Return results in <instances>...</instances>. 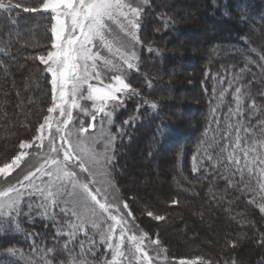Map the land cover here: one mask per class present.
I'll return each instance as SVG.
<instances>
[{"label": "trees", "instance_id": "16d2710c", "mask_svg": "<svg viewBox=\"0 0 264 264\" xmlns=\"http://www.w3.org/2000/svg\"><path fill=\"white\" fill-rule=\"evenodd\" d=\"M12 2L21 3V8L0 10V164L17 153L21 141L36 135L51 106L49 78L38 59L51 46V15L23 11L25 7L40 8L43 0ZM183 7L191 10V19L204 32L200 48L190 54L196 63L184 65L190 57L185 46L190 28L188 20L177 12ZM141 24V63L134 75L141 100L124 112L113 174L122 198L130 205L132 225L145 237L146 246L136 253V261L126 255V249L120 250L123 255L116 257V264H179L186 260L194 264H264V174L256 171L248 175L242 151L264 137L259 132L246 137V144H240L235 153L229 147L236 141V128L264 122V0H149ZM183 66H197V74L184 79L185 85L181 82ZM238 111L243 115L238 116ZM130 147L149 161L147 168L142 167L153 165L157 175L161 165H169L165 179L173 193L162 205L146 202L136 207V193L124 196V157ZM221 149H226L223 155ZM257 151L264 157V147ZM230 153L241 158L243 171L235 175V164L217 167ZM157 155L162 156L159 161L168 158L169 162L160 165ZM210 156L213 159L209 160ZM37 198L23 202L26 214L18 219V230L13 226L11 231H0V264L34 262L43 252L29 256L33 248L54 246L63 253L56 257V264L70 261L64 251L70 238L56 234L59 222L63 219L68 224V219L57 209H48V214L43 207L37 211L41 204ZM191 202L200 206L195 219L201 220L205 208L227 224L230 230L221 247L217 241L187 247L191 238L179 242L172 238V244L166 240L171 229L170 210H182L180 219L186 220L184 209ZM29 204L33 206L31 216L27 215ZM156 216L164 219L158 221ZM84 231L88 239L96 241L93 251L97 255L89 257V264H110L115 249H108L99 231L91 227ZM84 231L77 233L76 252L86 241ZM248 244L252 251L245 249ZM10 248L19 252L12 255L7 251Z\"/></svg>", "mask_w": 264, "mask_h": 264}, {"label": "rangeland", "instance_id": "374dc122", "mask_svg": "<svg viewBox=\"0 0 264 264\" xmlns=\"http://www.w3.org/2000/svg\"><path fill=\"white\" fill-rule=\"evenodd\" d=\"M135 4L142 5L145 10V7L149 4V0H147V3H144V0H135ZM177 12L182 19L188 20L190 30L187 32L185 46L187 49L186 54L190 55L200 48V43H203L201 39L204 32L202 28H200L199 23L191 19V10H189V8H178ZM143 14L140 17V27L142 25ZM61 19L64 21L65 18L62 17ZM112 29L113 31L108 35V43L112 47L111 52H109L108 48L104 47L102 43L93 41L90 47L93 52H99L102 59L95 61V67H93V61L91 60L86 62L81 60L78 62V74L83 77L85 75V65H87L88 78L86 82L80 84L75 94L72 93V81H70L65 87V96L61 99L58 86L51 83V73L46 70L48 66L55 67V65L49 63V65L46 66L39 60L49 78L51 88V106L49 108H51L52 111L49 112L48 109L46 116L41 122V124L44 125L43 129H40V124L36 135L30 141H26L30 146L23 149L25 155L22 160L18 161L15 166L12 163L13 158L22 151L19 147V150L13 157L9 158L3 164H0V169H3L5 164L9 165L7 170L0 172V190L7 188L8 184L15 185L18 179H22L29 171H35L36 168L44 164L46 159L55 157L56 154L51 151L52 147L59 146L64 142L61 140V136H65V140L69 139L65 133L71 131L73 133L70 137L72 144L83 156L86 166L91 170V176L95 181L93 187L101 189L98 199H100L102 203L110 205V212L103 213L102 215L100 214V210L97 209L96 217H92L90 211L84 213V210L81 209V212L88 216L90 220L86 227H91L95 231H99V236L102 240L110 236L111 242L114 245L113 249H115V244L119 243L120 250L123 251L126 249V255L132 257V259L136 261L139 256H136L137 258L135 259V255L140 252L137 251V248L141 249V247L145 245V243H143L145 237L141 236L132 225L133 218L129 215V213H131L130 205L122 198L117 188L113 168L115 163L114 149L117 142V133L120 132L122 120L125 118L124 112H129L127 107H133V104H135L134 102L141 100V98L138 97V95H141V92H138L135 87L136 79L134 77L141 63L140 28L131 34L127 31H121V28L116 24L112 25ZM67 31L68 27L66 22L64 31L61 34V41H55V37L52 34L50 49L42 56L47 59L48 52L56 50L53 47L54 41L56 43H61L65 39ZM134 36L137 39H133ZM121 53H124L130 58L129 62L133 63V68L129 69L127 67V64L121 58ZM133 54L134 59H131ZM105 60L110 61V63L105 64ZM189 62L196 63V57L190 55V57L183 62V65ZM188 67L184 68L183 66L182 69H180L182 70V75L185 76L182 80L180 79L184 85L186 83L185 80L188 81L187 78H191L193 74H197V66L192 68ZM175 68H178L177 65ZM97 73H99V77H97ZM117 75L121 76L125 83H128L132 89H135L136 94L117 93L116 95L123 97V103L113 111L111 108L112 102L110 100L102 101L98 97L108 91L109 88L117 86V81L115 80ZM89 85H92L93 88H98L100 90L99 93H90ZM193 93L194 92H192V94ZM90 95L92 98H89ZM100 109H103V111H100ZM69 112L71 113L70 117L67 115ZM93 115L96 117L94 121L92 120ZM66 120L68 121L67 124H65ZM90 122L94 124L92 129L83 133L77 131L81 125L87 128ZM36 137L42 139H34ZM159 156L161 155L156 156L157 160ZM59 158H63L62 152L59 154ZM124 159L127 169L125 175L122 177V184L127 191L124 196L127 197L130 193H136L137 200L134 202L136 207L142 206L140 203L146 202L159 206L162 205L166 200L165 197L169 198L173 193L172 189L168 187V180L165 179L168 175L166 170H168L169 165L166 163L169 162V159L166 158L160 162L159 160L157 161L160 165L166 164L161 165L162 170L159 168V175L154 173L155 168L152 167L153 165L149 166V169H146L149 161L143 160L142 154L140 152H135L131 147ZM140 163L143 164L141 165ZM76 170L78 171V169ZM148 170L152 172L148 173ZM87 175L86 173L85 176ZM9 176L11 177L10 180H8ZM142 180H144L143 183L141 182ZM5 181H7V183H5ZM34 183L39 185L40 180L37 179ZM139 183L141 184L140 188L137 187ZM147 186L148 189H145ZM143 190L144 193L142 192ZM37 197H39L38 194ZM37 199L40 201V198ZM26 200L29 199H25L24 201ZM124 204H127L128 207L124 208ZM64 207L65 205L63 203H61L59 207H53L49 204L48 209H57L61 212V209ZM185 207L184 210L186 211L183 215L186 220L180 219L182 210H170L169 222L171 223V229L167 234L169 238L166 240L172 244L175 241L179 242L191 238L189 240L190 242L186 245L187 247H195L197 245L200 247L202 244L206 245L209 242L212 243V241H217L221 247L222 240L230 230L227 224L221 220L219 221L217 218L215 219V215L208 213V209L205 208L202 210L203 214L201 220L200 218L197 220L194 214L195 210L196 212L200 211L198 209L200 206L191 202ZM185 214H188L192 218H186L185 216L187 215ZM112 216L116 217V219L112 220ZM92 220L95 221L97 227H92ZM121 228H123V237L121 236ZM172 238H175V241H173L174 239ZM245 249L250 250V245L248 244V246H245ZM132 263L134 264L135 262ZM179 264H181V262H179Z\"/></svg>", "mask_w": 264, "mask_h": 264}, {"label": "snow or ice", "instance_id": "6c2138e0", "mask_svg": "<svg viewBox=\"0 0 264 264\" xmlns=\"http://www.w3.org/2000/svg\"><path fill=\"white\" fill-rule=\"evenodd\" d=\"M22 2V0H21ZM147 3V0H144ZM135 0H43L40 8H23L24 12L36 13L44 12L51 15L52 25L51 32L55 37V41H61V34L64 31L65 23L67 22L68 31L65 34V39L61 43L54 41L53 47L55 51H49L47 59L44 56L38 57V59L46 66L51 63L55 67L48 66L47 72L51 73V83L58 86L60 98L65 96V87L72 81V93L75 94L81 83L86 82L87 65H85V75L81 77L78 74V62L93 61V67H95V61L102 59L99 52H93L90 45L93 41L102 43L104 47H107L109 52L112 51L111 45L108 43V35L113 31L112 25L116 24L121 28V31H127L129 34L140 28V17L143 14V7L140 4H135ZM21 8V3L13 4L12 0H8V3L0 0V10L13 11ZM65 18L62 21L61 18ZM133 39H137L135 36ZM119 51V50H117ZM121 58L127 64L129 69L133 68V63L129 62V57L124 53H121ZM131 59H134V54ZM105 64L110 61L105 60ZM99 77V73L96 74ZM117 86L111 87L108 91L104 92L98 98L102 101H111V108L114 111L120 107L123 103V97L116 95L121 94H136L135 89H132L128 83L117 75L115 77ZM89 92L92 94L99 93L98 88H93L89 85ZM239 92L240 90L237 89ZM89 98H92L91 95ZM52 109L49 108V112ZM103 111V109H100ZM70 117L71 113H67ZM238 116L243 113L237 112ZM47 119V118H46ZM96 119L95 115L92 116V120ZM68 121H65L67 124ZM125 124L130 121H124ZM44 125H40V129H43ZM94 127L93 123H88L87 128L83 125L77 130L79 133L87 132ZM236 141L234 144L229 145L232 147L233 153L236 152L240 144H246V137L259 134L264 137V122L258 121L256 125H249L244 128H236ZM243 132L244 136L240 133ZM69 139L65 140V136H61V140L64 141L59 146L52 147V153H55V157L46 159L44 164L36 168L35 171H29L22 179H18L16 184H8L7 188L0 190V231H11L13 226L16 230L19 229L18 219L24 216V200L34 199L37 194L41 200V204L37 206V211L40 207L44 208V214H48V206L51 204L53 207H59L61 203L65 205L61 209L64 217L69 221L68 224L63 222V219L59 222L60 226L57 228V236L63 238L64 234H67L70 238L64 243V251L68 253L69 260L62 261L61 264H89V257L93 259L97 255L93 249L96 246L94 239H88L87 231H84L86 225L90 222L89 217L84 215L86 212H91L92 217L97 216V209L100 210V214L110 212V205L102 203L98 196L101 189L94 188V179L91 176V170L86 166L83 156L77 151L76 147L72 144L70 137L73 135L71 131L65 133ZM231 141V136L226 137ZM34 139H42L36 137ZM114 139V138H113ZM223 139V137H222ZM29 143L26 141L20 142V153L13 158V165L15 166L18 161H21L25 155L23 149L29 147ZM264 147V140L253 141L251 147L246 146L242 149L244 167L248 170V175L252 176L256 171L264 174V157L258 154V148ZM226 149H221V155ZM63 153V158H59V154ZM255 153L256 155H250ZM209 160L213 157H209ZM222 164H235L236 169L233 170V175L237 171L242 172L241 158L239 156L230 153L225 161L220 162L217 167ZM257 166H259L257 168ZM9 168L8 164L0 169V172H4ZM78 169V171L76 170ZM227 170V169H226ZM88 174L85 176V174ZM11 177H8L10 180ZM37 179L40 180V184L34 183ZM7 183V181H5ZM264 187V185H262ZM172 203H176L173 201ZM128 205L124 204V208ZM84 210V213L81 212ZM33 211L32 204L28 205L27 215L31 216ZM261 211H264V206H261ZM131 215V213H129ZM152 215L151 212L148 213ZM54 218V216H53ZM156 220H163L164 217L156 216ZM112 220L116 217L112 216ZM92 227H97L94 220L91 221ZM68 229L65 233V229ZM84 231L86 241L81 242L80 252L75 250V239L77 233ZM123 228H121V236L123 237ZM134 239V238H133ZM104 243L108 246L109 250H112L114 245L111 242V237H105ZM71 245V247L69 246ZM8 253L15 255L19 252L18 249L10 248ZM137 251H140L137 248ZM43 252V256L36 259L34 262L29 261L28 264H56V257L63 253L59 251L58 246L53 248H33L28 254L29 256H35L38 253ZM123 253L120 251V244H115V253L113 260L110 264H116V257L121 256ZM181 264H194L193 261H181Z\"/></svg>", "mask_w": 264, "mask_h": 264}, {"label": "bare ground", "instance_id": "6f19581e", "mask_svg": "<svg viewBox=\"0 0 264 264\" xmlns=\"http://www.w3.org/2000/svg\"><path fill=\"white\" fill-rule=\"evenodd\" d=\"M159 157H160V156H159ZM160 158H162V156H161ZM160 158H159V159H160ZM159 159H158V160H159ZM163 159H164V158H163ZM139 161H140V160H139ZM160 161H161V160H160ZM160 161H159V162H160ZM137 162H138V161H137ZM141 164H143V163H141ZM164 191H166V190H164Z\"/></svg>", "mask_w": 264, "mask_h": 264}]
</instances>
